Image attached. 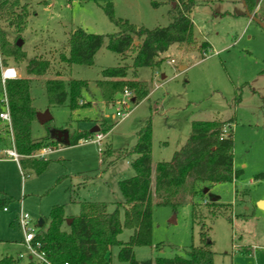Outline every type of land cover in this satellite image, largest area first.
Masks as SVG:
<instances>
[{
  "label": "rangeland",
  "instance_id": "1",
  "mask_svg": "<svg viewBox=\"0 0 264 264\" xmlns=\"http://www.w3.org/2000/svg\"><path fill=\"white\" fill-rule=\"evenodd\" d=\"M32 14L20 39L26 52L25 60L8 59L0 64V106L5 97L1 71L13 67L19 78L32 80L31 95L38 113H48L51 120L32 124V136L44 144L35 152L36 159L47 160L41 173L22 169L13 143L11 127L0 120V199L8 198V210L0 207V258L26 251L24 232L18 220L21 212L30 216V226L40 218L49 224L55 205L64 206L63 228L70 229V218L78 216L85 202L107 203L109 211L123 202L119 182L134 175V154L109 163L103 161L108 147L115 152L132 148L137 133L150 120L152 127V166L170 161L175 151L189 138L193 121L230 120L234 138V168L239 176L231 182L201 183L210 193L220 197L229 209L215 217L207 206L208 198L197 196L173 210L169 206H153L151 245L136 246L139 261L158 257H186V250L199 245L201 227H211L209 235L214 245V264H264V253L255 244L264 245V210L257 200L264 197V0H197L192 14L194 42L175 43L158 57L159 67L128 70L127 80L145 81L148 97L138 103L131 101L129 113L122 119H112L115 102L127 89L116 94L108 105L96 82L102 71L118 65H131L132 54L124 59L107 49L106 42L96 53L92 65H68L62 61L69 54L68 38L82 28L88 33L109 35L119 31L105 12L109 1L116 18L128 19L149 29L170 23L168 4L155 7L152 0H24ZM255 16L259 21L252 19ZM0 25L14 38L13 29L0 20ZM210 44L201 49L203 42ZM138 42V41H136ZM139 43H136L138 45ZM34 58L50 61L44 75H29L27 63ZM183 66V67H182ZM52 78L85 80L79 103L72 109L50 103L45 81ZM116 123L104 139L95 135L76 145L48 144L50 131L68 129L70 135L91 131L97 120ZM97 132H95L96 134ZM48 138L47 140H45ZM47 143V144H46ZM15 150L18 159L9 155ZM47 149L45 157L41 156ZM191 203H198L200 218L192 217ZM123 217V210L121 209ZM133 230L124 229L119 239L126 241ZM251 249L247 254L243 252ZM118 246L110 257L114 264H127L118 259ZM255 253L253 254V252Z\"/></svg>",
  "mask_w": 264,
  "mask_h": 264
},
{
  "label": "trees",
  "instance_id": "2",
  "mask_svg": "<svg viewBox=\"0 0 264 264\" xmlns=\"http://www.w3.org/2000/svg\"><path fill=\"white\" fill-rule=\"evenodd\" d=\"M152 3L155 7L162 3L171 6L168 11L170 23L167 26L149 29L133 24L128 19L116 18L113 5L109 1L105 12L118 27V32L102 35L77 28L69 35V54H63L61 57L68 65H92L96 53L105 42L107 49L124 59L128 54L133 55L131 65L106 68L102 71L103 79L96 82L108 105H112L116 94L126 87L135 92L132 99L134 104L148 97L150 89L147 83L127 80L128 70L159 67L162 61L158 60V57L172 44L193 43L195 40L192 14L197 0H152ZM245 4L248 10L253 7L251 0H246ZM31 14V6L27 1L0 0V20L13 29L11 34H14L11 40L8 30L0 25V64L6 65L9 58L26 59V52L17 45V41L22 37ZM209 48L210 44L203 42L201 49ZM50 66L49 60L34 58L27 63L26 71L29 75H44ZM31 85L32 80L29 78L9 79L5 83V94L9 103L14 148L22 156L21 168L41 173L48 161L35 157V152L45 143L32 136V124L38 119V111L33 105ZM45 87L51 104L63 106L69 102L71 108L76 109L82 106V103H79L81 91L88 87V82L52 78L45 81ZM2 109L0 106V112ZM96 123H99V131L106 133L116 124L104 119L97 120ZM94 135L92 131L71 135V145ZM48 144L60 143L50 133ZM233 151L234 138L230 120L193 121L187 142L175 151L170 161L159 162L153 172L152 127L148 120L138 131L137 142L130 150L115 152L108 147L103 154V161L113 157L109 162L111 164L132 154L136 156L132 161L134 175L119 182L123 202L117 203V207L112 211H109L107 203L104 202L83 203L80 214L70 222L69 230L63 228L64 206L55 205L50 213L47 228L37 225L33 241V245L44 253L47 261H24L19 255H5L0 258V264H114L110 257L113 246L119 247V261L127 264H214V242L209 235L211 227L205 229L202 222L199 223L201 242L188 248L186 257L177 255L173 258L158 257L154 261H139L135 257L134 248L151 245L154 204L176 210L197 196L208 198L201 183H208L210 187L215 183L236 179L240 171L234 168ZM8 202V198L0 199V207L4 210ZM199 205L191 203L195 222L201 216ZM207 206L210 207L213 217L230 207L220 201H208ZM124 229L133 230L126 241L119 239Z\"/></svg>",
  "mask_w": 264,
  "mask_h": 264
},
{
  "label": "built area",
  "instance_id": "3",
  "mask_svg": "<svg viewBox=\"0 0 264 264\" xmlns=\"http://www.w3.org/2000/svg\"><path fill=\"white\" fill-rule=\"evenodd\" d=\"M1 78L4 85V92H5V83L9 79H15L18 78V73L13 67H4L1 71ZM132 101V94L129 90H125L121 97L117 99L115 102V114L112 115V119H122L124 118L128 113L129 110L127 109L130 106V103ZM4 108L0 112V120L8 123V125L11 127V115H10V109H9V103L7 96L5 94L4 100H3ZM95 138L98 142L104 139V134L97 132L95 134ZM9 155L13 158L18 159V154L15 152V150L10 149L8 151ZM47 149H44L41 153L42 157H45L47 154ZM4 210H8V208H4ZM19 226L24 232V242L26 245V251L19 253L18 255L24 260L27 261L28 259H35L38 261H47L45 258V255L42 251H39L36 246L33 245V241L35 239L36 233H37V225L30 226V216L28 213L21 212L18 220ZM39 243H37V246ZM50 264L49 262H47ZM68 264V263H66Z\"/></svg>",
  "mask_w": 264,
  "mask_h": 264
},
{
  "label": "water",
  "instance_id": "4",
  "mask_svg": "<svg viewBox=\"0 0 264 264\" xmlns=\"http://www.w3.org/2000/svg\"><path fill=\"white\" fill-rule=\"evenodd\" d=\"M252 19H255L256 21H259V19H257L255 16H252ZM138 43V42H136ZM17 45L19 47H21L23 45V40L22 39H18L17 41ZM38 120L42 123V124H46L51 120V117L49 116L48 113H38ZM92 132H98L99 131V127L98 126H94L91 129ZM51 135L53 138H55L60 144L64 145V146H70L71 145V135H70V131L68 129H55V130H51ZM204 193L207 195L208 199L210 202H217L220 200V197L210 193L209 188L206 187L204 188ZM264 202V201H262ZM260 206V204H259ZM261 208H264L262 206H260ZM73 218L69 219V222H72ZM37 225L39 227H44L45 225V220L43 218H40L37 222Z\"/></svg>",
  "mask_w": 264,
  "mask_h": 264
},
{
  "label": "crops",
  "instance_id": "5",
  "mask_svg": "<svg viewBox=\"0 0 264 264\" xmlns=\"http://www.w3.org/2000/svg\"><path fill=\"white\" fill-rule=\"evenodd\" d=\"M246 5V4H245ZM211 47V46H210ZM183 67V66H182ZM15 70L17 71V69L15 68ZM17 73H18V71H17ZM81 141H83V140H81ZM80 141V142H81ZM86 141V140H85ZM262 201H264V197H262V198H260V199H258L257 200V204H258V206H259V204L262 206L263 205V203H260V202H262ZM264 206V205H263ZM260 207V206H259ZM261 208V207H260ZM262 210H264V208H261ZM262 243H259V244H255V248L256 249H261V251H263V253H264V245H261ZM21 252H23L22 250L20 251V253ZM243 252H246L247 254H250L251 252H252V250L251 249H246L245 248V250L243 251ZM255 253V251L253 252V254Z\"/></svg>",
  "mask_w": 264,
  "mask_h": 264
},
{
  "label": "bare ground",
  "instance_id": "6",
  "mask_svg": "<svg viewBox=\"0 0 264 264\" xmlns=\"http://www.w3.org/2000/svg\"><path fill=\"white\" fill-rule=\"evenodd\" d=\"M260 203H263V205H264V202H260ZM263 205H262V207H264ZM260 206H261V205H260Z\"/></svg>",
  "mask_w": 264,
  "mask_h": 264
}]
</instances>
